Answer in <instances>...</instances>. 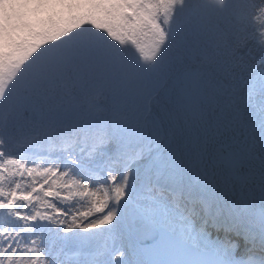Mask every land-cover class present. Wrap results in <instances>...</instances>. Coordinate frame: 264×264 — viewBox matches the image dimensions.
I'll return each instance as SVG.
<instances>
[{"label":"snow or ice","instance_id":"1","mask_svg":"<svg viewBox=\"0 0 264 264\" xmlns=\"http://www.w3.org/2000/svg\"><path fill=\"white\" fill-rule=\"evenodd\" d=\"M0 264H264V0H0Z\"/></svg>","mask_w":264,"mask_h":264}]
</instances>
